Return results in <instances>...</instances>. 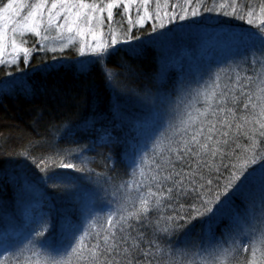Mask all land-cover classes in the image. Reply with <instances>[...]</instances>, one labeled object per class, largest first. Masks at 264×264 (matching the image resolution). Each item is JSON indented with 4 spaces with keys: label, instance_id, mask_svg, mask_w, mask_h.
<instances>
[{
    "label": "trees",
    "instance_id": "16d2710c",
    "mask_svg": "<svg viewBox=\"0 0 264 264\" xmlns=\"http://www.w3.org/2000/svg\"><path fill=\"white\" fill-rule=\"evenodd\" d=\"M7 2L0 0V7ZM85 2L103 6L110 0ZM156 3L157 0H149L150 13L154 12ZM159 3L163 13L171 11L172 4H185V0H167V8L163 7L165 0H159ZM234 4L245 10L249 6L255 9L253 15L258 22L264 0H191L187 7L189 11L195 8L198 15L177 20L188 26L232 27L249 36L256 31L255 23L249 24L247 17L239 19L225 15L231 12L230 6ZM243 14L239 12V15ZM139 15L136 4L128 13H124L123 8H114L112 20L105 17L103 23L105 39L109 42L107 46L111 50L108 49L103 58L89 55L93 59L88 64L77 63L81 55L75 45L54 50L28 34L24 37V44L29 49L28 58L0 66V77L22 73L24 78L21 85L0 90V264H46L51 259L59 260L68 245L71 228L88 229L95 216L100 218L97 221V227H100L105 215L116 207L117 202L125 203V197L130 198L128 211H133L132 205L139 206L138 197L146 194L149 187L153 192L158 191L157 182L151 180L155 169L151 161H159L160 155L167 154L166 138L178 140L184 134L177 131L174 135L170 125L181 129L182 122L190 115L196 116L197 110L203 111L207 107L206 95L217 75L221 84L232 86L237 75L243 83L247 77L255 78L260 71L258 60L253 63L260 56L257 48L217 65L203 60L186 63V50L180 64H170L159 53L154 40L159 37L156 36L160 30L157 27L159 20H147L141 26L137 22ZM128 35L139 37V40L131 41L130 45L122 43ZM112 37L118 42L114 54H110ZM58 62L61 63L56 64ZM236 94L239 95L238 89ZM212 107L217 105L213 103ZM238 143L245 145L248 141L241 137ZM259 147L264 148V141ZM69 152L71 155H66ZM40 157L49 167L63 161L73 163L77 168L84 167L86 171L59 168V178L50 180L33 163ZM221 159L219 155L210 157L209 168L204 169L207 178L213 179V193L217 188L215 169L220 168L222 174L221 189L224 176L228 175L221 167ZM223 163L228 164L227 158ZM258 165L259 160L250 166L256 171L238 189L221 194L223 203H220L215 218L193 221L187 229V239L184 231L173 230L170 235L162 231L170 224L167 217L184 214L179 205L184 204L186 208L191 202L186 198L172 202L167 194L162 195L158 208L154 207L155 198H152L147 219L130 218L128 223L145 231L146 237L155 234L160 250L153 253V258L158 264H206L213 257L202 247H206L212 237L223 242L233 228L234 218L239 216L243 223L247 216L253 226H260L259 220L264 217V182ZM141 169L144 177L140 176ZM137 183L141 187L137 188ZM166 187H172L171 182L161 185L162 190ZM213 207L215 209V205ZM40 215L53 226L48 236L52 246L50 251L37 250L28 244L33 221ZM224 247L228 245L224 244ZM245 257L251 260V251L229 260L239 261Z\"/></svg>",
    "mask_w": 264,
    "mask_h": 264
},
{
    "label": "snow or ice",
    "instance_id": "6c2138e0",
    "mask_svg": "<svg viewBox=\"0 0 264 264\" xmlns=\"http://www.w3.org/2000/svg\"><path fill=\"white\" fill-rule=\"evenodd\" d=\"M133 4H136L138 15L140 9H143V15L139 16L141 26L147 20L158 19L160 20L159 27L164 28V16H167L168 21L171 22L175 19L184 20L189 15L192 17L198 15L195 8L189 11L187 7L191 4V0H185V4H172V10L164 11L163 14H161L162 6L159 0H157L153 13L148 10L149 0H140L139 3L137 0H110L103 6L95 2L86 3L85 0H78V2L71 4L62 3L60 11L56 12L55 16L52 9H56L57 4L53 3L47 13V23L51 26L63 14L64 25L60 27L66 26L69 33L76 30L80 35H84V29L81 25L90 26L93 20L97 22L98 26L103 25V13L105 11L108 20L111 21L114 8H123L124 13H128ZM45 6L46 0L35 5L25 4L19 0H8L6 4L0 7V21L3 22L0 23V63H17L21 52L27 59L29 49L21 47L17 43L16 37L17 35L22 37L26 32L40 35ZM198 6H202V4H198ZM26 7L30 10L21 17V13ZM163 7H169L167 0H165ZM220 7L223 8L224 5H220ZM230 7L231 12L225 13V15L237 16L239 19L247 17L249 24H256V31L247 37L252 41L253 47H256L260 52V56L253 60V63L258 60L261 65L255 78L247 77L241 83V78L237 75L235 83L229 86L228 84H221L220 76L217 75L211 90L206 95L207 107L203 111L197 110L196 116L190 115L187 121L182 122L183 128L181 129H175L174 126L170 125L174 135L177 131L184 134L178 140L166 138L169 145L167 154L160 155L159 161L156 159L151 161L155 165L151 180L157 182L158 191L153 192L149 187L146 194L138 197L139 206L132 205L133 211L131 212L128 211L127 207V201L130 198L125 197V203L117 202L116 207L105 215L100 227H97V221L100 218L95 216L92 218L88 229L83 227L71 228L68 232L69 242L63 250V255L59 260L51 259L46 264H158L153 258V253L160 250L155 234L146 237L145 231H140L128 223L130 218L147 219L146 214L149 212L152 198H155L154 207L157 208L161 204L160 197L165 194L172 202L179 201L181 198L191 201L186 208L184 204H180L179 207L184 210V214L167 217L170 224L162 229L169 235L173 230L184 231L187 239V229L193 221L200 220L203 222L205 219L212 220L215 218L220 203H223L221 194L228 193L230 189H238L244 181L248 180L249 176L256 171L250 166L256 165L258 160L262 182H264V148L259 147L260 143L264 141V7H260L258 22L253 15L255 9L250 6L247 10L239 4ZM238 9L244 14L239 15ZM205 10L211 11L212 9ZM98 13L100 15H97ZM10 25L12 26L11 33L8 35L7 30ZM152 30L155 31V27ZM88 31H92L91 27L88 28ZM93 38L95 39L94 32ZM69 39L71 38L69 37ZM133 40H139V37L128 35L122 43L130 45ZM6 42L11 44L10 54L13 57L11 61L2 59L7 46ZM110 43L112 46V53L110 54H114L117 51L114 46L118 42L115 37H112ZM80 51L83 53L84 49L81 48ZM90 51L92 54L103 58V54L108 52V46L96 44L90 47ZM8 75L11 76V73ZM237 89L239 95L236 94ZM7 90L9 89L6 82L4 91ZM213 103L217 107H212ZM234 124L235 127H233ZM253 125H258V127H253ZM241 137L247 139L248 143L240 145L238 140ZM225 148H228L227 152ZM80 151L83 152L84 149H80ZM161 151L164 150L161 149ZM66 155L70 156L71 152ZM218 155L222 158L221 167L225 169L228 175L224 176V185L221 189L219 180L222 174L220 168L215 169L217 188L213 193L211 188L213 179L207 178L204 169L209 168V158H215ZM224 158H227L228 164L223 163ZM141 160L143 161V157ZM33 163L50 180L59 178V168L76 169L81 173L86 171L84 167L77 168L75 164L63 161L54 162L53 166L49 167L43 157L33 160ZM135 171L136 169L133 168V174ZM144 175V171L141 169L140 176L144 177ZM201 180L203 183H199ZM166 182H171L172 187H166L162 190L161 185L166 184ZM121 187H126V185H121ZM136 187H141V184L137 183ZM189 187H191V192H189ZM213 205H215V209ZM180 221L183 223L181 224ZM243 221L241 223V218L237 216L234 218L233 228L223 242L212 237L207 242V246L202 247L203 251L213 257L206 264H264V217L260 218L259 227L253 226L247 216L243 218ZM52 227L44 215L35 218L29 232L28 244L37 250L50 251L52 246L48 242V236ZM60 228L63 231L64 225L61 224ZM133 231L136 232L135 236L132 235ZM86 240L88 241L87 244L85 243ZM224 244H227L228 247H224ZM249 251H251V260L246 257L239 261L229 260V258L237 255L247 254ZM258 251L260 252L259 257L257 256Z\"/></svg>",
    "mask_w": 264,
    "mask_h": 264
},
{
    "label": "rangeland",
    "instance_id": "374dc122",
    "mask_svg": "<svg viewBox=\"0 0 264 264\" xmlns=\"http://www.w3.org/2000/svg\"><path fill=\"white\" fill-rule=\"evenodd\" d=\"M19 2L35 5L36 3L42 2V0H19ZM64 2L70 4L76 3L70 0H46L44 20L40 28V35L37 36L34 33L28 32H26L22 37L20 35H17V43L21 47L27 48L24 44V37L28 34H31L33 37L39 39L40 44H47L51 49L54 50H63L70 45H75L76 47H78L79 53L81 55L80 58H78L77 63L81 65L88 64L93 59H90L89 57V55H92L90 47L95 46L96 44L107 45L109 43L105 39V35L103 32L104 25L98 26L97 22L93 20L90 26L81 25V27L84 29V35H80L76 30H73V32L69 33L66 30V26L60 27L61 25H64V15L62 14L60 18L58 20H55V22L50 26L47 23L48 10L51 9L53 3H56L57 8L52 9L53 15L55 16V13L60 11V6ZM29 10L30 9L27 7L24 8L21 13V17L25 16ZM73 11H76V9H73ZM97 15L100 14L98 13ZM142 15L143 10L139 16ZM105 17H107L106 11L103 13V18ZM178 21L179 20L175 19L169 22L167 16H164L165 27L160 28L159 26H157L160 30L157 32L156 36L159 35V37H154L159 53H162L165 58L168 59L170 64H180L182 60V54L186 50V63L188 62L192 64L194 60H203L204 62H207L211 65H217L219 63L224 64L231 58H236L237 54L245 52L248 49H256V47H253L252 41L247 39L248 35L244 31L234 29L232 27L204 26L203 24L188 26L182 25L183 22ZM137 22L139 23V17L137 18ZM0 23L3 22L0 21ZM11 27L12 26L10 25L7 30L8 35H10L11 33ZM89 27H91L92 31H88ZM193 27L194 29L189 30ZM93 32L95 33V39L93 38ZM69 37L71 39H69ZM81 48L84 49L83 53L80 51ZM108 49L111 50V47H108ZM10 53L11 44L7 43L2 59L4 61H11L13 57ZM21 58L25 59V55L23 52L19 54L17 63ZM59 63L61 62H58L56 64ZM11 64L13 63H0V66ZM21 75L22 73H19L16 76L5 75L6 77H0V90H4L6 82L8 84V87L21 85L24 79L23 77H21Z\"/></svg>",
    "mask_w": 264,
    "mask_h": 264
}]
</instances>
